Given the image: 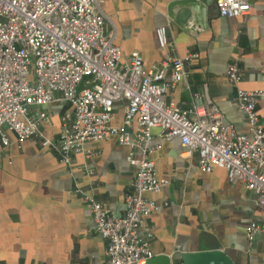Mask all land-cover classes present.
<instances>
[{
    "label": "crops",
    "instance_id": "1",
    "mask_svg": "<svg viewBox=\"0 0 264 264\" xmlns=\"http://www.w3.org/2000/svg\"><path fill=\"white\" fill-rule=\"evenodd\" d=\"M97 1L110 21L105 31L113 29L122 60L132 50L145 67L164 60L166 49L157 45L154 35L160 25L165 26L172 53L195 55L169 88L167 100L187 108L202 104L205 93L225 123L246 132L224 69L231 57H238V86L264 93V0H248V12L232 18L219 16L213 0L202 11L177 3L180 0ZM67 108L60 102L46 107L41 136L18 143L6 132L8 144H0V264H104V240L93 231L91 214L73 189L91 194L114 216H121L122 195L129 190L135 167L114 136L87 144L95 155H72L69 165L59 162L40 140L57 137L60 115ZM255 108L264 125V94ZM120 115L121 105H116L114 124ZM152 133L157 147L149 157L155 174L168 184L144 194L157 205L145 217L151 255L166 254L170 264H180L183 251L220 249L233 264H264V236L248 244L244 235L251 221L264 228L252 192L242 183L229 182L221 169L200 170L195 153L183 157L176 140L161 141L156 129Z\"/></svg>",
    "mask_w": 264,
    "mask_h": 264
},
{
    "label": "built area",
    "instance_id": "2",
    "mask_svg": "<svg viewBox=\"0 0 264 264\" xmlns=\"http://www.w3.org/2000/svg\"><path fill=\"white\" fill-rule=\"evenodd\" d=\"M213 4L222 17L248 12V0H213ZM109 22L97 0H0L1 146L8 144L6 132L18 143L41 136L39 125L47 119L46 107L60 102L68 108L60 115L57 137L40 140L59 162L69 165L72 155H95L86 145L108 136L127 148L125 159L135 171L122 195L121 216H114L91 194L73 189L91 214L93 231L104 240V264H144L151 256L145 217L157 205L144 194L168 184L155 174L149 157L157 147L153 129L161 141L176 140L181 156L195 153L200 170L221 169L229 182L242 183L264 217V125L255 108L264 93L238 86V57H231L224 74L235 88L234 104L244 115L243 133L223 121L205 93L202 104L187 108L167 100L169 88L181 79L195 55L172 53L164 25L157 26L154 35L157 45L166 49L165 58L145 67L136 50L121 59L113 29L105 31ZM116 105H121V115L114 124ZM244 235L252 244L264 236V228L251 221Z\"/></svg>",
    "mask_w": 264,
    "mask_h": 264
},
{
    "label": "water",
    "instance_id": "3",
    "mask_svg": "<svg viewBox=\"0 0 264 264\" xmlns=\"http://www.w3.org/2000/svg\"><path fill=\"white\" fill-rule=\"evenodd\" d=\"M210 2L211 0H180L177 3L202 11V7L209 5ZM179 260L180 264H233L220 249L183 251L179 254ZM144 264H170V259L166 254H154L148 257Z\"/></svg>",
    "mask_w": 264,
    "mask_h": 264
},
{
    "label": "rangeland",
    "instance_id": "4",
    "mask_svg": "<svg viewBox=\"0 0 264 264\" xmlns=\"http://www.w3.org/2000/svg\"><path fill=\"white\" fill-rule=\"evenodd\" d=\"M67 105V104H66Z\"/></svg>",
    "mask_w": 264,
    "mask_h": 264
}]
</instances>
